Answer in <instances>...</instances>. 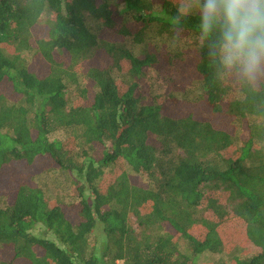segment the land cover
I'll return each mask as SVG.
<instances>
[{
  "label": "trees",
  "instance_id": "16d2710c",
  "mask_svg": "<svg viewBox=\"0 0 264 264\" xmlns=\"http://www.w3.org/2000/svg\"><path fill=\"white\" fill-rule=\"evenodd\" d=\"M208 3L0 0V264H264V67Z\"/></svg>",
  "mask_w": 264,
  "mask_h": 264
},
{
  "label": "clouds",
  "instance_id": "9594fccd",
  "mask_svg": "<svg viewBox=\"0 0 264 264\" xmlns=\"http://www.w3.org/2000/svg\"><path fill=\"white\" fill-rule=\"evenodd\" d=\"M216 0H209L206 14L216 15ZM227 31L228 62L242 61L245 76L255 81L264 67V0H219Z\"/></svg>",
  "mask_w": 264,
  "mask_h": 264
},
{
  "label": "rangeland",
  "instance_id": "374dc122",
  "mask_svg": "<svg viewBox=\"0 0 264 264\" xmlns=\"http://www.w3.org/2000/svg\"><path fill=\"white\" fill-rule=\"evenodd\" d=\"M150 38L152 39L153 37ZM168 44L173 49L179 50L180 52L183 53L192 46L191 41L186 38L185 39L176 38L170 40L164 39L163 45L168 46ZM146 82L153 87V90L159 89L160 91V87L157 84V81H155V72L148 74L146 78ZM59 138H64V135L62 133L59 134ZM36 181H38V183L43 187V189L46 190L47 199L51 203L52 201H56V200L67 203L74 201L77 198V192L75 190L74 183L71 181V179H68V177L63 174L55 173V174H50L48 176L46 175L45 177L38 178ZM209 257L211 256L210 255L202 256L201 262L202 263L210 262L211 260ZM214 259L217 260L216 258Z\"/></svg>",
  "mask_w": 264,
  "mask_h": 264
}]
</instances>
